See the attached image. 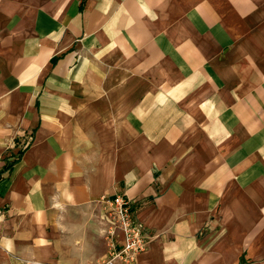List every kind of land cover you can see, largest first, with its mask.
Here are the masks:
<instances>
[{"label": "crops", "instance_id": "0c3cea01", "mask_svg": "<svg viewBox=\"0 0 264 264\" xmlns=\"http://www.w3.org/2000/svg\"><path fill=\"white\" fill-rule=\"evenodd\" d=\"M117 194L111 264H264V0H0V264H103Z\"/></svg>", "mask_w": 264, "mask_h": 264}, {"label": "built area", "instance_id": "2783aa9c", "mask_svg": "<svg viewBox=\"0 0 264 264\" xmlns=\"http://www.w3.org/2000/svg\"><path fill=\"white\" fill-rule=\"evenodd\" d=\"M29 142L30 137L24 135L17 147L23 150ZM102 200L106 206L105 238L108 242V255L103 264L115 261L131 263L137 254L147 248L149 239L145 235L144 227L133 217L131 201L125 196L117 194L112 198L103 197Z\"/></svg>", "mask_w": 264, "mask_h": 264}]
</instances>
